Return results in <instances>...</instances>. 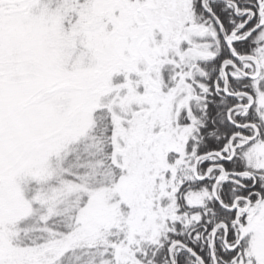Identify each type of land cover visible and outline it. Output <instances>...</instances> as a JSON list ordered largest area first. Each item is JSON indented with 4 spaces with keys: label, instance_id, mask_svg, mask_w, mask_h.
I'll return each mask as SVG.
<instances>
[{
    "label": "snow or ice",
    "instance_id": "snow-or-ice-1",
    "mask_svg": "<svg viewBox=\"0 0 264 264\" xmlns=\"http://www.w3.org/2000/svg\"><path fill=\"white\" fill-rule=\"evenodd\" d=\"M0 264H264V0H0Z\"/></svg>",
    "mask_w": 264,
    "mask_h": 264
}]
</instances>
